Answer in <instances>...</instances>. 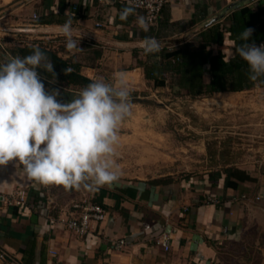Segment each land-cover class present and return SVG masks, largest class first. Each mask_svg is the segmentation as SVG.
I'll return each instance as SVG.
<instances>
[{
  "label": "crops",
  "instance_id": "obj_1",
  "mask_svg": "<svg viewBox=\"0 0 264 264\" xmlns=\"http://www.w3.org/2000/svg\"><path fill=\"white\" fill-rule=\"evenodd\" d=\"M125 8L132 11L122 20ZM245 8L264 21V0H170L157 25L144 31L137 24L144 12L118 0H0V25L50 44L64 58L81 61L82 74L91 80L102 77L112 83L114 74L123 71L129 87L152 86L158 92L169 89L170 79L167 87H155L146 77L144 66L153 60L151 55L158 60L165 47L198 46L202 32L216 24L227 27L231 14ZM68 20L77 41L73 50L62 34ZM149 37L159 43L155 54L144 51L143 41ZM211 49L230 56L234 42L227 37L223 46ZM205 79H210L208 73ZM254 90L264 88L216 95ZM257 163L218 167H236L257 179L235 189L226 188L225 175L216 181L209 176H164L105 186L93 201L100 204L103 196L106 218L79 238L61 223L74 212V201L61 202L51 194L52 184L28 178L22 165L10 161L0 165V253L5 255L0 264H264V163ZM19 189L28 192L27 204L7 206L5 197ZM208 196L218 197L221 204L206 203ZM164 231L172 233L168 252L156 243ZM121 240L126 244L118 248Z\"/></svg>",
  "mask_w": 264,
  "mask_h": 264
},
{
  "label": "clouds",
  "instance_id": "obj_2",
  "mask_svg": "<svg viewBox=\"0 0 264 264\" xmlns=\"http://www.w3.org/2000/svg\"><path fill=\"white\" fill-rule=\"evenodd\" d=\"M131 11L123 9L120 18ZM137 24L148 30L143 16ZM71 25L68 20L62 26L69 50L77 48ZM252 33L245 28L239 34L244 43L235 46V53L256 81L264 77V44L249 43ZM143 46L147 54L160 50L155 38H145ZM38 69L56 78L52 61L39 47L0 63V165L15 160L28 178L43 185L111 186L122 175L115 159L120 125L132 114L126 73L116 72L112 83L97 78L63 103L58 90L46 91Z\"/></svg>",
  "mask_w": 264,
  "mask_h": 264
},
{
  "label": "rangeland",
  "instance_id": "obj_3",
  "mask_svg": "<svg viewBox=\"0 0 264 264\" xmlns=\"http://www.w3.org/2000/svg\"><path fill=\"white\" fill-rule=\"evenodd\" d=\"M26 36L0 25V63L7 62L15 48L43 44ZM129 88L132 114L119 129L115 159L122 175L117 182L164 176L200 180L225 164L264 163V90L192 99L171 88ZM105 186L65 189L52 184L50 190L61 202L94 203Z\"/></svg>",
  "mask_w": 264,
  "mask_h": 264
},
{
  "label": "trees",
  "instance_id": "obj_4",
  "mask_svg": "<svg viewBox=\"0 0 264 264\" xmlns=\"http://www.w3.org/2000/svg\"><path fill=\"white\" fill-rule=\"evenodd\" d=\"M258 15L248 8L234 12L229 17L230 24L222 27L216 24L199 35V44L187 45L184 48H163L155 60L145 65L146 77L154 82L155 87H167L178 96H186L192 99L211 97L216 93L243 92L260 86L264 88V77L252 81L248 77V65L238 55L235 46L244 43L239 41V34L245 28L253 29L249 43L257 45L264 44V21H258ZM228 37L234 42L233 55H227L222 50L214 54L213 45L223 46ZM44 44V43H43ZM29 44L13 50V54L21 58L30 55L32 50L39 47L46 53L54 65L56 78L51 73L38 69L45 86L52 90H58L57 97L61 102L67 103L78 95L79 91L93 80L82 74L84 64L75 58H64L59 51L48 45ZM155 54V53H154ZM89 57V56H88ZM154 57V58H153ZM157 59V58H156ZM209 71H206V67ZM68 69L67 72L64 70ZM207 73L210 79H205ZM170 77V78H169ZM169 82L167 83V81ZM225 175L226 188H237L239 184L246 182H257L247 171L236 167L224 168L211 172V180H219ZM103 196L98 203L102 205Z\"/></svg>",
  "mask_w": 264,
  "mask_h": 264
},
{
  "label": "built area",
  "instance_id": "obj_5",
  "mask_svg": "<svg viewBox=\"0 0 264 264\" xmlns=\"http://www.w3.org/2000/svg\"><path fill=\"white\" fill-rule=\"evenodd\" d=\"M169 1L170 0H118L120 4L126 5L136 11L144 12V18L148 27L157 25L163 9ZM28 195V192L24 189L16 190L5 197V204L7 206H24L27 204ZM242 199L247 200V195H242ZM260 199V197H256L257 201ZM205 202L215 205L221 204V200L216 196H208ZM72 208L74 212H72L70 217L63 218L61 223L67 230L79 238L88 236L94 230L95 225L104 221L107 215L103 206L88 200L76 202L72 205ZM156 243L161 246L164 251H170L172 233L167 231L162 232L157 238ZM125 244L126 242L121 240L117 247L121 248ZM4 258L5 255L0 253V259L4 260Z\"/></svg>",
  "mask_w": 264,
  "mask_h": 264
}]
</instances>
